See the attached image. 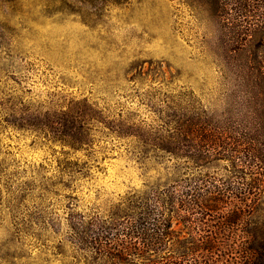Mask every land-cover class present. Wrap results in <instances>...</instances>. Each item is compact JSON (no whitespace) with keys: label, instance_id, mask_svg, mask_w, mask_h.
<instances>
[{"label":"rangeland","instance_id":"obj_1","mask_svg":"<svg viewBox=\"0 0 264 264\" xmlns=\"http://www.w3.org/2000/svg\"><path fill=\"white\" fill-rule=\"evenodd\" d=\"M208 1L0 0V264H119L98 250L109 230L90 226L226 173L161 148L173 120L220 115L231 94ZM84 105L85 145L44 125Z\"/></svg>","mask_w":264,"mask_h":264},{"label":"trees","instance_id":"obj_2","mask_svg":"<svg viewBox=\"0 0 264 264\" xmlns=\"http://www.w3.org/2000/svg\"><path fill=\"white\" fill-rule=\"evenodd\" d=\"M207 5L221 34L212 57L231 94L220 115L200 107L173 120L161 148L197 170L222 166L226 173H197L147 197L122 223L90 226L99 235L109 230L98 250L119 264L132 257L145 264H264V0ZM89 112L84 105L56 121L44 118V125L80 147L88 143Z\"/></svg>","mask_w":264,"mask_h":264}]
</instances>
